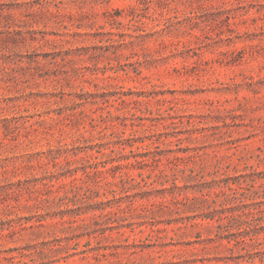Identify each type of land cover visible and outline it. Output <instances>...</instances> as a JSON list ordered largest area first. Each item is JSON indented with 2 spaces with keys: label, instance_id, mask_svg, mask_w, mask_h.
<instances>
[{
  "label": "rangeland",
  "instance_id": "1",
  "mask_svg": "<svg viewBox=\"0 0 264 264\" xmlns=\"http://www.w3.org/2000/svg\"><path fill=\"white\" fill-rule=\"evenodd\" d=\"M0 264H264V0H0Z\"/></svg>",
  "mask_w": 264,
  "mask_h": 264
}]
</instances>
